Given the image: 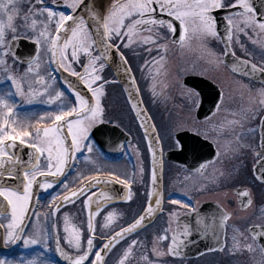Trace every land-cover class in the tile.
Returning a JSON list of instances; mask_svg holds the SVG:
<instances>
[{
    "label": "flooded vegetation",
    "instance_id": "af4514ba",
    "mask_svg": "<svg viewBox=\"0 0 264 264\" xmlns=\"http://www.w3.org/2000/svg\"><path fill=\"white\" fill-rule=\"evenodd\" d=\"M57 1L60 2V6L53 5V3ZM253 1L254 0H248V3L254 9ZM71 2L72 0H50L48 7H51L57 13L65 12L68 14L71 12V9L66 5ZM114 2L115 0H84V4L80 6L86 3L88 9H86V12L81 11L80 15L85 17L88 24L86 15H91L94 6V11L98 13L99 17L102 19L106 16L107 11ZM120 2L124 3L126 0H120ZM225 2L227 3L229 0H225ZM227 11L234 12L236 9H221L213 13L217 20V31L219 21L223 24H228L227 17L229 15L225 14ZM157 16L166 20L171 19L159 13H157ZM255 16L258 19L256 11ZM238 20L239 17L234 18V25L231 29L232 39L230 45L234 55L239 59L256 64L259 68H264V30L259 29L258 26L255 28H248L246 29V35L244 32L238 31L235 23ZM125 23H127V21ZM178 23L179 22H176L177 26ZM239 27L242 28L244 26L240 24ZM52 28V26H48L47 30L51 31ZM148 28V25H138L136 35L132 37L133 43L128 47H125L124 44H120L118 52L123 53L127 60L128 67L135 76L144 105L155 124L161 141L163 154L165 155L168 152L181 150V144L176 138L179 132L174 135L172 132L171 135V132L167 130L170 124L168 122L169 118L166 116L165 108L168 104H172H165V102H162L153 94L156 91H167L172 89L170 84L165 82L164 77L168 75L173 76V74H181L183 70L181 63L184 61L197 63L208 72L216 73V71L219 70L226 69L229 71V69L224 64L226 49L221 36L208 37L203 42L192 41L191 46L186 44L182 47L176 42L181 34L179 27L177 28L176 34L167 33L166 41L158 38L160 33L165 32L164 29L158 30L153 27L151 30H147ZM52 32L50 39H54L56 27L53 28ZM70 37L71 31L69 30L58 42L61 48L64 41ZM146 37L157 39V43H144L143 41ZM123 39L125 43H127L128 37L125 36ZM31 40L34 41V39ZM110 42L118 43V38L113 37ZM161 43H166L167 51L159 47ZM49 47L50 46L46 43L39 45L40 54L42 50H46L48 59L47 63L44 62L39 68L36 64L33 65L34 71L41 76L36 78V85L39 89L37 90L36 87L30 89L32 91V102L29 103V99L25 98L27 97L26 93L21 96L16 92V99L13 103V108L18 113L17 116H14L17 125H23L25 127L31 125L32 127L30 130L33 132H35L36 127H39L41 123L47 121L49 115L54 114L61 106L66 108L75 102V97L72 93L73 88L78 89L81 94L89 100L90 105L94 104V97H92V94L85 87L83 81L78 80L76 76L71 75L62 67L59 68L70 76V79L75 82L76 86L75 84L66 82L55 74L52 66L51 53L48 51ZM149 48H151V51L148 50ZM90 50L94 56L100 55L96 45H92ZM71 51L72 49L69 48L68 60L70 61L73 60ZM78 55L80 57V62H72L71 68L75 69L77 72H83L82 65L86 63L87 57L83 52L79 51ZM60 59L61 57L58 53L57 60ZM100 63L104 65L100 73L103 80L98 83L107 81V83H104V95L101 97V106L104 109V123H97L91 128L90 146L92 147V152L88 153L85 149L83 152L76 153V161L68 166L64 176L59 178L47 177L46 179L48 181H55L53 188L47 191L38 187L34 188L33 203L22 225L24 236L15 243L7 241L6 225L11 222V210L7 207L6 202L0 198V212L4 213L0 215V224L5 225V228L0 229V259H7L13 264L18 263L19 259L23 260L24 257H26V259L28 258V260L32 259L38 252V256L41 257L42 260H46V258L49 257L48 253L50 250H53V252L55 251V237L57 232L60 237V245L71 254L75 255L76 252L71 250V246L67 244V239L64 237L67 233H63L59 230L61 227L60 221L64 220L65 215L73 222V227H76L82 233V244L86 247V241L90 235L88 229L89 208L86 197L81 196V198L77 199L74 203H68L61 207L59 212H55V209L57 205L61 204L62 199L66 195L71 194V191H78L87 185L90 182L87 179L89 176L105 181V183L95 184L87 193L93 200L91 208L93 210L99 208V215H93L92 218V223L95 228V239L93 241L94 250L102 247L105 241L117 231L133 223L139 215L143 214L148 203L150 201L152 202V183L151 179L148 180L149 176H152V166L143 135L132 114L126 95L118 84L113 71L104 61H98L97 66H99ZM15 64L20 69H27L28 67V65L20 64L17 61ZM190 75L206 77L202 75V73H186V76ZM237 77H240L244 82H249L246 78L241 76ZM41 79H43L44 83L39 82ZM51 82L56 83V85L51 84ZM182 83L185 87L183 81ZM69 84L72 88H69ZM48 85H51V87H48ZM256 85L260 84L256 83ZM46 87L47 91H45ZM187 89L198 95L200 104L201 99L199 94L192 89ZM61 91L64 92V96L60 99H55L56 94ZM41 92H44V94L40 95L39 93ZM53 97L54 99H52ZM49 98H51L52 102H49ZM189 102L192 103V101H188L187 103ZM187 103L182 106L186 108L188 106ZM172 107L173 106H170V108ZM210 119L202 122L196 119V121L199 123H206L210 121ZM182 131H189L212 142L218 150V158L215 162L207 164L201 171L197 172H190L186 167L169 162L164 158V203L162 212L155 223L149 228L119 240L108 252L105 264H119V260L133 240L136 241V244L132 249V255L129 256L125 264H149V261L151 264H210L211 260L207 258H214V261H216L215 264H229V262L233 260L238 264L243 257L242 251L241 253H239L240 251H236L232 254L229 253L233 247L232 237L234 235V229H239L243 234L246 232L248 235L247 229L249 227L264 223V221H260L264 219V212L261 211V209H264V185L260 184L256 179L250 185L240 180L244 174V168L247 170V166H251L246 163V159L244 156L240 155L241 153L238 154L239 156L237 158L231 159L232 155H229L227 158L228 164L230 165V163H232V168H234L235 171L228 175L224 170L222 172L224 175L218 174L219 176H216L220 179H205L204 182H200V185L204 187V190L201 191L200 194L196 193L199 185L198 187L194 186L192 188V184L194 183H190L188 180H180V178H184L185 171L192 174H202L207 171L209 166L217 162H220V164L223 163L226 166L225 158H222L223 156L220 149L211 138H206L204 134L189 129ZM98 139L109 145L108 150H104L99 145ZM17 142L18 144L11 151L20 158L23 167H29L30 165L27 164V161L32 157V150L21 145L19 140H17ZM253 146L255 148L258 147V150L255 152L256 161L252 169H254L260 160L259 138L258 141L256 139ZM44 163V159L41 158V167L44 166ZM23 167H18L16 173L18 178L16 180L5 178L2 182L10 186L19 185L22 179ZM181 173L184 176H182ZM39 179L44 180L45 178L40 177ZM125 180L127 183H121V181ZM64 183L68 184L67 190L63 186ZM148 183L150 185H148ZM129 184L131 185L133 195L131 200H126L125 197L128 192ZM238 190H247V192L251 194L250 198L252 204L250 206H243V204L240 203L239 195L237 194ZM189 191H195L191 193L195 197L194 201L191 203L195 209L199 208L204 203H217L231 216V219L226 221L225 244L223 250L207 252L195 259L179 260L170 256L169 244L171 236L175 232L177 219L191 212V209L181 207L180 204H172L170 200L176 199L185 204V202L189 201ZM110 192L112 196L104 198V196ZM57 195L60 196V199H54ZM202 195L203 197H201ZM243 197L245 198L246 196ZM247 198L249 199V197H246V199ZM37 200L39 203L36 202ZM110 212L115 213V217L112 221H106V217ZM39 220L43 221L44 231L47 237V250H45L41 244L29 245L26 247L23 242L24 239L35 237L34 229ZM106 222L108 223V227H104ZM17 231H19V229H17ZM164 236L168 238L160 239ZM240 239L242 243L244 237H240ZM144 257L148 258L147 261ZM90 259H92V257H90Z\"/></svg>",
    "mask_w": 264,
    "mask_h": 264
},
{
    "label": "snow or ice",
    "instance_id": "6c2138e0",
    "mask_svg": "<svg viewBox=\"0 0 264 264\" xmlns=\"http://www.w3.org/2000/svg\"><path fill=\"white\" fill-rule=\"evenodd\" d=\"M24 3L28 4L26 10L23 9ZM45 3L46 0H0V72L5 74V79L16 86L17 93L21 96L25 95L22 83L13 75V69L8 63L10 54L13 63H16L19 59L15 55L14 48L16 47L15 41L20 39L22 33L18 31L20 25L16 23V19L23 11L22 18L25 22L24 26H30L36 32L34 42L38 46L42 43L50 46L48 51L51 53V60L58 67L64 68L65 71L76 76L78 80L83 81L85 87L92 94V97H94V104L90 105L89 100L78 89L73 88L72 93L75 97V102L66 108L61 106L54 114H50L48 120L41 123L39 127L35 128V132H33L30 130L31 125L27 127L23 125L18 126L14 119H9L12 117L13 106L4 94H0V113H2L0 114V198L6 202L7 207L11 210V222L6 225V236L7 241L12 243L17 242L24 236L22 225L33 203L34 188L38 187L45 191L53 188L55 181L50 182L46 179L47 177L59 178L64 176L68 166L76 161V153L83 152L85 149L88 153L92 152V147L90 146V131L95 124L104 123V109L101 106V97L104 95V83H107V81L98 83L103 80L100 73L104 65L100 63L97 66V62H106L110 59L109 51L115 50L118 52L120 44H124L125 47L130 46L133 43L132 37L137 33L138 25H148L149 28L147 30H151L153 27L158 30L164 29L165 32L160 33L158 37L164 41L167 40V33L176 34L177 28L179 27L181 34L176 42L182 47L186 44L191 46L192 41L203 42L208 37H219L220 33L216 28L217 20L213 13L221 9H236V11L227 17L229 32H231L234 25V18L236 17H239V20L235 22L238 31L244 32L246 35V29L248 28L258 26L259 29L264 30V22L256 18L255 10L248 3V0H229L227 3L225 0H126L124 3H121L120 0H115L111 8L107 11L106 16L102 19L94 11L93 6L91 16L97 21L94 34L89 30V25L85 17L77 12L80 5L84 4V0H72L71 3H68L66 6L71 9V12L68 14L65 12L57 13L51 7L34 8L35 4L43 5ZM84 9H88L87 4L84 5ZM43 13H47L48 22H51L52 18L57 17L55 20L56 34L54 39H50L52 34L48 32L46 23H44L42 29H37L36 27L37 20L34 17ZM157 13L170 17L171 19L159 18ZM69 21L71 24L68 23ZM126 21L127 23H125ZM176 22H179L178 26ZM240 24L244 27L240 28ZM69 30L71 31V37L64 41L61 48L58 43L62 39L61 34L67 33ZM93 35L95 38H91ZM125 36L128 37L127 43L123 39ZM113 37L118 38V43L110 42ZM231 39L232 36L229 35L228 40L231 41ZM143 42L156 44L157 39L146 37ZM92 45L97 46L98 51L101 53L100 55L94 56L92 54L90 50ZM159 47L167 51L166 43H161ZM69 48L72 49L71 56L73 60L71 61L68 60ZM148 50L151 51V48ZM78 51L83 52L87 57L86 63L82 65L83 72H77L71 68L72 62H80ZM58 53L61 57L60 60L55 59ZM39 59V48H37L36 56L27 61L28 67L25 75L33 72V65L37 64ZM120 59L125 65L127 64L123 53H120ZM250 68L253 72L257 70L264 72V68L257 69L256 64H251ZM126 71L130 72V68H126ZM22 79L23 77H21ZM131 79L133 84H135V78L132 77ZM39 82L44 83L43 79ZM48 87H51V85H48ZM69 88H72L70 84ZM45 91H47V87ZM39 94L43 95L44 92ZM12 95H14L12 92L7 93L9 97ZM62 96H64V92L61 91L56 94L55 99H60ZM260 96V103L264 104V91L260 92ZM31 102V98H29V103ZM49 102H52L51 98H49ZM221 103H223V99H221ZM132 107L134 109L137 108V104H133ZM137 115L139 116V112ZM231 123L237 122L232 121ZM17 140H19L21 145L32 150V157L27 161V164L30 165L29 167H23L20 158L11 151L16 147ZM155 155L153 153L154 165ZM41 158L45 161L43 167H41ZM205 166L201 165L196 171H201ZM18 167H23L20 184L17 186L4 184L2 181L5 178L9 180H16L18 178L16 175ZM220 175H223V173L221 172ZM40 177H44L45 179L40 180ZM256 178L260 184L264 185V173L258 174ZM87 179L90 181L87 185L78 191H71V194L66 195L62 199L61 204L57 205L55 209V212H59L61 207L68 203H74L81 196L86 197L89 208L88 229L90 233L86 241V247L82 244V233L76 227H69V218L67 215L64 217L65 225L63 231L68 234L66 237L67 244L76 250V254L70 255L60 246L58 232L55 237L56 252L68 261L69 264H93V262L94 264H105V256L101 255V253H104L106 249L110 250L115 243L119 242V239L124 238L126 234H131L137 228L141 227L154 214L153 202L150 201L143 214L139 215L132 224L117 231L107 243L99 249L94 250L95 228L92 223V218L93 215H99V208L96 210L91 208L93 200L87 193L95 184L105 183V181H101L92 176L87 177ZM121 183H127V181H121ZM151 183L154 186L152 195L158 197L155 204L159 208L163 195L157 187L158 175L155 167L152 171ZM63 186L66 190L68 189L67 183H64ZM132 195L131 185L129 184L125 199L131 200ZM242 195L249 197L246 204L250 206L252 204L251 194L245 191ZM54 199H60V196L57 195ZM36 202L39 203L38 200ZM170 203L180 204L181 207L190 208L191 211L196 210L194 206L184 204L176 199L170 200ZM261 211L264 212V209H261ZM3 214V212H0V215ZM114 217L115 213L110 212L106 217V221H112ZM229 219H231L229 214H222V223ZM104 227H108L107 222L104 224ZM185 227L187 229V226ZM3 228H5V225L0 224V229ZM205 230H207V225L205 226ZM247 232L248 236L241 243L240 237H243L244 234L239 229H234L232 252L247 251L249 254H253L254 260L255 254L259 253V259L255 260V264H264V223L249 227ZM185 234L191 233L186 231ZM167 238V236H164L160 239ZM46 241L47 237L40 234L23 240L26 247L41 244L47 250ZM135 244L136 241L133 240L119 260V264H125L129 256L132 255V249ZM176 248L177 240L173 236L170 252L174 256L179 255ZM144 259L147 261L148 258L144 257ZM0 264H12V262L7 259H0ZM21 264H24V262L21 261ZM27 264H54V261L41 260L39 256H36L29 259ZM149 264H151L150 261Z\"/></svg>",
    "mask_w": 264,
    "mask_h": 264
},
{
    "label": "rangeland",
    "instance_id": "374dc122",
    "mask_svg": "<svg viewBox=\"0 0 264 264\" xmlns=\"http://www.w3.org/2000/svg\"><path fill=\"white\" fill-rule=\"evenodd\" d=\"M49 1L50 0H46V3L43 5L35 4L34 8L38 9L41 7H48ZM27 7L28 4L24 3L23 9L26 10ZM22 17L23 11L21 15L18 16L16 19V23L20 25L18 31L22 33L21 37H31V39L35 40L36 32L30 26H24L25 22L23 21ZM34 18L37 20V29H42L44 23L47 24V27H56L55 20L57 19V17L52 18L51 22H48L47 20V13L38 14ZM52 30L48 32L52 34ZM47 59L48 56L46 54V50H42L40 54V59L39 61H37L38 66L37 64L36 66L39 68L41 65L44 64V62L47 63ZM8 63L13 69V75H15L16 78L20 80L23 85V90L27 94V97L25 98H31L32 91L30 89H33L35 87L37 90L39 89V87L36 85V78L41 75L34 71V68L33 72L27 73V75H25L27 69H20L19 67H17L16 64L13 63L11 54L8 57ZM181 67L183 68L181 74H173V76L168 75L164 77L165 82H168L170 84V87H172L171 90L156 91L153 93L156 95V98L158 97V99L162 102H165V104H172H168L165 108L166 116H168V122L170 124L167 130L171 132V135L173 132L174 135L175 133H178L182 130L189 129L197 133H202L205 136L211 138V140L220 149L223 156L222 158H225L226 166L223 163L220 164V162H217L216 164L209 166L207 171L202 174H192L187 173L185 171V176L181 173L184 178H180V180H188L190 183H194L192 184V188L194 186L198 187L199 185L197 191H195L197 194H200L201 191L204 190V187L200 185V182H204L205 179H216L219 176L218 174H220L224 170L226 174L230 175V173L234 172L235 170L234 168H232V163H230V165L228 164L227 158L229 157V155H232L231 159L237 158L239 156L238 154L241 153L240 155L244 156V158L246 159V163L251 166H247V170L244 168L245 171L243 172L244 174L240 178V180L244 181L245 184H252L255 181L252 167L256 161L255 152L258 150V147L255 148L253 146V143H255L257 139L259 122L261 117L264 115V104L260 103V92L264 91V87L262 85H256L250 81L244 82L240 77L234 76L226 69L216 71V73L208 72L207 70L201 68V66L197 63H193L191 61L182 62ZM186 73H202V75L206 76L212 82L217 84L223 92V103L220 104L217 114L206 123H199L195 119V111L199 104V97L195 92H192L183 86L182 81L183 78L186 76ZM21 77H23L22 80ZM51 84L56 85V83L52 82ZM9 92H12L14 95L10 97L7 96V93ZM0 94H4L5 97L9 100V103L13 106L14 100L16 99V86L12 84L9 80L5 79V74L2 72H0ZM52 99H54V97ZM188 101H192V103H187ZM186 103L188 106L184 108L182 105ZM170 106L173 107L170 108ZM17 114L18 113L13 108L12 117H10L9 119L15 120L14 116H17ZM232 121H236L237 123H231ZM149 179H151L150 176L148 180ZM148 185L150 184L148 183ZM195 191H189V201L185 202V204L191 205V203L195 199L194 195H192L191 193H194ZM201 197H203V195ZM260 221H264V219ZM68 224L70 228L73 227L72 221L68 220ZM64 225L65 221L61 220V227L59 230L63 233H65L63 231ZM34 233L35 236L37 234H40L46 237L42 220H39L36 223ZM67 235L68 234L64 235V237L66 238ZM247 236L248 235L245 232L243 235L244 239ZM244 239L242 243L244 242ZM71 250L76 252V250L72 247ZM229 253L232 254V250L229 251ZM239 253H241V251ZM36 254L37 255H35V257L38 256V252ZM242 255V260H240L238 264H255V260L259 259V253L255 254V260L253 259V254H249L247 251H242ZM50 258L51 261H54V264H58L53 258V253L51 252L50 257H47L46 260H50ZM40 259L42 260L41 257ZM207 259L211 260L210 264H215L216 262L214 261V258ZM21 261H23L24 264H27L28 258L26 259V257H24L23 260L19 259L18 263L13 264H21ZM229 264H236V261L233 260L229 262Z\"/></svg>",
    "mask_w": 264,
    "mask_h": 264
},
{
    "label": "water",
    "instance_id": "95a60500",
    "mask_svg": "<svg viewBox=\"0 0 264 264\" xmlns=\"http://www.w3.org/2000/svg\"><path fill=\"white\" fill-rule=\"evenodd\" d=\"M253 5L257 12L258 19L261 22H264V0H254ZM81 11H83V5L77 10L79 14ZM84 12H86V10H84ZM231 13V11L225 12L226 15H230ZM86 17L88 20L89 29L94 34V30L97 27V21L93 19L91 15H86ZM68 23L71 24L70 21ZM218 31L220 33V36L222 37L224 46L226 48L225 63L228 68L235 74L244 76L246 78L252 79L255 82L264 84V72H261L259 70L253 72L250 68L251 63L241 60L235 55H233V51L230 46V41L228 40V36L231 35V32H229V25L223 24L219 21ZM63 34L64 33H62L61 35ZM93 38H95L94 35ZM15 44L16 47L14 48V52L16 57L19 58V62L23 61V64H27L28 60H31L36 56L38 48L36 44H33L27 40H17L15 41ZM109 55L111 58L108 59L106 63L113 70L119 84L121 85L129 101L133 114L137 119V122L143 132L153 168L155 167V170L158 175L157 187L163 195V158L161 145L156 129L143 105L136 81L135 84H133L132 82L131 78L133 77V75L131 71H126V68H128L127 64L125 65L124 62L121 61L119 52L115 50H110ZM55 70L58 75L71 82L70 78H68L66 74L63 73L60 69H58V67H55ZM184 83L187 87L195 89L201 95L202 101L197 111L198 119L205 120L211 117L216 112L222 98V92L220 88L204 78L194 76L187 77ZM133 104H137V108L134 109L132 107ZM138 112L139 116L137 115ZM260 135L262 160L255 167V177H257V175L260 173H264V146H262L264 145V117L260 126ZM177 138L182 144V150L178 152H172L167 155L168 160L172 162L187 166L191 171H196V169L200 168L201 165L213 162L217 157V152L215 151L214 146L211 145L209 142L203 140L199 136H196L189 132H184L178 134ZM17 144L18 143L16 142V145ZM100 145L103 149L109 148V146L106 144L100 143ZM153 153L156 154L155 165L153 164ZM243 192L245 191H237V193H239L240 202L244 204V206H246L247 199L241 196ZM109 196H112L111 192L109 194H106L104 198H108ZM157 199L158 197H155V200L153 202L154 214L148 220H146L141 227L137 228L131 234L149 227L155 221L163 205L162 199L160 201V207L157 208L155 204ZM222 214L223 211L217 205L205 204L196 212L185 215L184 217L179 219L177 222V233L174 235L177 240L176 251L179 253V255L174 256L170 252L171 256L178 259H190L195 258L207 251L220 250L224 244L223 239L226 225V222H221ZM197 221H199V223H197ZM206 225L207 230H205ZM185 226H187V229ZM186 231L190 232L191 234H185ZM127 235L130 234H126L125 236ZM184 236L194 237L195 240L190 241L188 239H185ZM107 242L108 240L106 241V243ZM108 252L109 249H106L104 253H101V255H104L106 257ZM56 253L62 263L69 264V262L66 261L58 252Z\"/></svg>",
    "mask_w": 264,
    "mask_h": 264
}]
</instances>
